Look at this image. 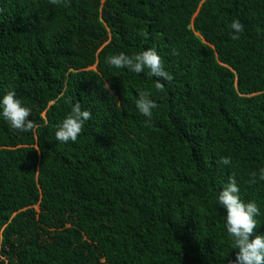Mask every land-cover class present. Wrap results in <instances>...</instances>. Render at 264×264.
<instances>
[{
    "label": "trees",
    "instance_id": "trees-1",
    "mask_svg": "<svg viewBox=\"0 0 264 264\" xmlns=\"http://www.w3.org/2000/svg\"><path fill=\"white\" fill-rule=\"evenodd\" d=\"M63 3L0 0V98L14 90L36 125L0 115V264L235 261L218 202L230 177L264 235V0ZM150 48L171 81L106 63ZM76 103L91 119L59 142Z\"/></svg>",
    "mask_w": 264,
    "mask_h": 264
},
{
    "label": "clouds",
    "instance_id": "clouds-1",
    "mask_svg": "<svg viewBox=\"0 0 264 264\" xmlns=\"http://www.w3.org/2000/svg\"><path fill=\"white\" fill-rule=\"evenodd\" d=\"M53 5L63 3V0H49ZM64 7L70 6V0L63 3ZM233 30L230 39L238 41L241 39L240 34L244 32V26L239 19L233 20L230 25ZM172 55L178 54L173 49ZM106 63L115 68H127L129 71L140 74L147 70L149 77H157L163 80L171 81L172 75L164 70L162 58L154 48L144 50L140 53L128 55L120 52L116 55H109ZM105 90L109 89L107 83L103 84ZM157 90L163 91L164 85L157 81L155 84ZM14 90H9L0 98V115L9 123L12 130L33 131L36 127L33 120H30L31 110L22 105L21 101L16 98ZM136 108L141 115L151 118L153 109L157 104L151 98L147 91H140L138 98L135 100ZM91 119V113L82 110L81 104L76 103L71 111L58 125L55 133L56 140L62 143L75 142L81 134L85 121ZM221 164L230 165L231 157H221ZM257 173H251L250 184L256 183ZM259 179L264 180V168L259 170ZM239 186L235 176L229 178L228 183L219 193L218 202L226 209V229L227 234L233 240V249H238L235 261L230 264H264V235H255L254 230L257 228L256 216L260 214V209L255 201L245 203L240 199Z\"/></svg>",
    "mask_w": 264,
    "mask_h": 264
},
{
    "label": "rangeland",
    "instance_id": "rangeland-1",
    "mask_svg": "<svg viewBox=\"0 0 264 264\" xmlns=\"http://www.w3.org/2000/svg\"><path fill=\"white\" fill-rule=\"evenodd\" d=\"M204 42V41H203Z\"/></svg>",
    "mask_w": 264,
    "mask_h": 264
}]
</instances>
